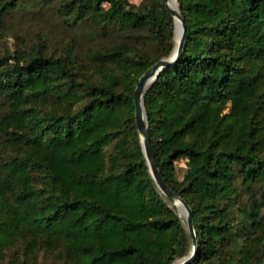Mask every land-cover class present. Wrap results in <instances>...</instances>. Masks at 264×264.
Instances as JSON below:
<instances>
[{
	"label": "trees",
	"instance_id": "16d2710c",
	"mask_svg": "<svg viewBox=\"0 0 264 264\" xmlns=\"http://www.w3.org/2000/svg\"><path fill=\"white\" fill-rule=\"evenodd\" d=\"M42 1L66 25L125 38L83 60L72 43L57 51L40 38L0 53V264L188 255L192 236L149 172L135 121L138 79L174 47L171 14L162 0ZM177 3L184 47L142 99L157 169L191 209L188 264H264V0Z\"/></svg>",
	"mask_w": 264,
	"mask_h": 264
},
{
	"label": "rangeland",
	"instance_id": "374dc122",
	"mask_svg": "<svg viewBox=\"0 0 264 264\" xmlns=\"http://www.w3.org/2000/svg\"><path fill=\"white\" fill-rule=\"evenodd\" d=\"M6 0H0V8ZM132 3L139 4L143 0H129ZM54 2H43L42 0H18L17 5L2 12L0 15V53L7 50H15L24 44L32 43L38 38L45 40L52 50L59 51L66 44H73V52L78 58L84 59V55L97 48L112 45L120 39H124L121 31L102 29L93 26L89 22L66 25L58 16L53 7ZM174 26V22H173ZM174 32V30H173ZM145 34L147 32H144ZM127 41L136 43L132 36L127 37ZM174 41V38H173ZM175 45V41H174ZM149 54L154 56V48L148 44ZM8 105L0 96V116L7 112ZM140 139V136H139ZM2 139L0 138V149ZM141 144V139H140ZM185 171L184 161L176 163V177L181 179ZM176 214L180 217L187 232H189L184 215L181 213V206H176L171 202ZM262 221H264V209L262 210ZM195 235V230L192 231ZM191 234V233H190ZM192 236V235H191ZM243 236L238 235V239ZM189 249H194L193 239L189 244ZM48 259L45 263L49 264Z\"/></svg>",
	"mask_w": 264,
	"mask_h": 264
},
{
	"label": "water",
	"instance_id": "95a60500",
	"mask_svg": "<svg viewBox=\"0 0 264 264\" xmlns=\"http://www.w3.org/2000/svg\"><path fill=\"white\" fill-rule=\"evenodd\" d=\"M170 0H162V3L165 5L168 12L171 14L174 22V41L177 42V45L175 44L171 54L168 57H164L159 59L149 70H147L137 81L135 89H134V102H135V121L137 130L141 139V146L142 151L149 169V172L154 179L158 189L170 200V202L174 203L176 206H181V213L185 217V221L187 223V227L189 232L192 235L194 248L197 244L196 242V236L192 232V213L191 209L186 203V201L181 198L180 196L175 195L170 188L167 186V184L162 179L155 160L154 156L150 147V143L148 141L147 136V124L146 121V111L143 106V94L146 89V87L156 78V76L159 74V72L167 65L172 63L174 60H176L184 47L185 40H186V25L182 18V15L180 13V9L177 3V10L172 9L169 6ZM177 2V0H176ZM179 20L180 27L176 31V21ZM194 249L189 252L188 255L177 259L171 264H188V262L193 258Z\"/></svg>",
	"mask_w": 264,
	"mask_h": 264
},
{
	"label": "bare ground",
	"instance_id": "6f19581e",
	"mask_svg": "<svg viewBox=\"0 0 264 264\" xmlns=\"http://www.w3.org/2000/svg\"><path fill=\"white\" fill-rule=\"evenodd\" d=\"M169 6L174 9V10H177V2L176 0H170L169 1ZM180 27V22L179 20L176 21V31L179 29ZM175 44L177 45V42L175 41Z\"/></svg>",
	"mask_w": 264,
	"mask_h": 264
}]
</instances>
